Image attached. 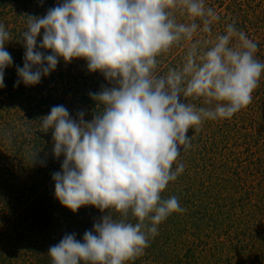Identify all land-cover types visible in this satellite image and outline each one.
<instances>
[{
    "label": "clouds",
    "instance_id": "1",
    "mask_svg": "<svg viewBox=\"0 0 264 264\" xmlns=\"http://www.w3.org/2000/svg\"><path fill=\"white\" fill-rule=\"evenodd\" d=\"M177 12L188 22H178ZM26 17L14 87L38 84L60 58L84 59L112 85L89 94L102 105L90 121L84 111L71 117L63 105L41 117L43 132L52 130L53 155L64 157L52 174L55 198L73 213L88 205L107 210L82 239L65 234L50 246L51 264H126L144 254L160 223L184 211L176 196L162 193L184 170L173 164L191 147L189 129L230 119L252 102L264 74L258 43L235 22L204 38L220 20L204 0H63L43 17ZM10 40L0 24V88L13 64ZM182 42V63L161 74L157 58Z\"/></svg>",
    "mask_w": 264,
    "mask_h": 264
},
{
    "label": "rangeland",
    "instance_id": "2",
    "mask_svg": "<svg viewBox=\"0 0 264 264\" xmlns=\"http://www.w3.org/2000/svg\"><path fill=\"white\" fill-rule=\"evenodd\" d=\"M62 2L0 0V24L11 34L5 49L13 58L4 70L6 86L0 88V264H51L50 246L65 234L82 239L107 214L91 205L73 213L55 198L52 174L61 170L64 157L53 155L52 130L43 132L41 117L63 105L71 117L84 111L83 119L90 121L102 105L89 94L112 85L100 72H89L84 59L66 63L60 58L38 84L13 86L19 79L16 69L24 63L21 33L27 27L26 16L43 17ZM204 3L220 16L204 38L222 34L235 22L258 43L256 56L264 62V0ZM176 19L188 22L179 12ZM42 36L43 29L37 45ZM187 47L188 42H182L161 54L158 71L178 67ZM188 135L191 147L173 164L175 169L183 163L184 170L162 193L163 198L176 196L184 211L160 223L144 254L126 264H264V74L247 107L230 119L206 120L199 131L190 128Z\"/></svg>",
    "mask_w": 264,
    "mask_h": 264
}]
</instances>
